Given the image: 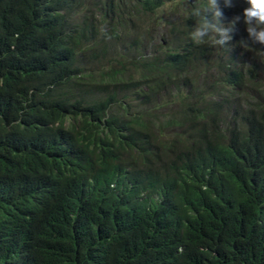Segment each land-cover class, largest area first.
Wrapping results in <instances>:
<instances>
[{
    "label": "trees",
    "instance_id": "1",
    "mask_svg": "<svg viewBox=\"0 0 264 264\" xmlns=\"http://www.w3.org/2000/svg\"><path fill=\"white\" fill-rule=\"evenodd\" d=\"M203 6L0 0V264H264L257 44L243 71L213 59L242 76L230 102L208 95L204 48L143 42L158 23L181 40Z\"/></svg>",
    "mask_w": 264,
    "mask_h": 264
},
{
    "label": "clouds",
    "instance_id": "2",
    "mask_svg": "<svg viewBox=\"0 0 264 264\" xmlns=\"http://www.w3.org/2000/svg\"><path fill=\"white\" fill-rule=\"evenodd\" d=\"M232 2L233 0H206V6H203L202 9L196 8L193 10L192 15L198 18H194L191 22H188L187 28L181 34V39L188 34L191 37V40L187 42L185 46L186 48L191 49L196 43H199L196 54L200 53L201 50H199V48H204V54L199 64L201 70L206 71L205 74L207 75V78L205 81L210 80L213 76H215L216 83L219 85L217 89H211L212 84L208 82L205 83L204 81L205 86L210 88V93L208 95L212 97V100H214V92L219 95L224 93L232 95L238 91L237 87H240L241 85L242 76L238 83L226 76L220 75L217 77L218 73L216 69L218 68L213 66H219L217 62L213 61V59L218 56L219 59L224 57V59L226 58L229 60L231 68H235L240 71L245 69L244 66L239 68L232 66L228 57V45L232 42H235L234 44H236V41H233L234 34L237 22L240 21L241 18L246 24V31L248 33V37L246 39H242L241 44L245 48H251L256 44L264 45V0H246L247 6L243 9V16L241 17L240 14H237L231 20L229 18L228 21L225 22L223 20V16L228 12L229 6L232 5ZM205 12H208L206 13V16L204 15ZM210 34H215V39L212 41L215 46L207 50L206 46L210 44H208L206 37ZM249 41L251 43H249ZM220 51L223 52L221 53ZM236 53L237 47L234 50V54ZM227 100L235 102L232 98H228ZM171 101L172 100H170L169 103H165L164 107L168 108L172 105L174 107H170L171 111H179L180 108L176 107L178 106V103H173ZM221 113H223V109L220 110V114ZM32 198L37 199L35 196Z\"/></svg>",
    "mask_w": 264,
    "mask_h": 264
},
{
    "label": "rangeland",
    "instance_id": "3",
    "mask_svg": "<svg viewBox=\"0 0 264 264\" xmlns=\"http://www.w3.org/2000/svg\"><path fill=\"white\" fill-rule=\"evenodd\" d=\"M171 10V9H169ZM183 14L184 10L181 11ZM235 16V10L234 8L230 10V20ZM166 20H169L170 17L167 16L165 18ZM229 20V21H230ZM143 25H146L145 21L143 22ZM150 26V25H149ZM147 27V31L144 29V33L145 35L148 37V39H146L143 36V42L145 45V48L147 51L151 52V55L154 56L157 53L158 49L161 50H167V49H174L177 48L180 51H183L184 47L186 46L187 42H189L191 40L190 35H186L184 37H182L181 40L178 41H167L170 38V29H171V24H163L162 27L160 28L159 23L156 27H153L150 29V27ZM243 31L246 30V25H243L242 27ZM245 32V31H244ZM207 38V41L210 45H207L206 48L207 50H209L210 48L214 47L215 44L212 43V41L215 39V34H210ZM155 39V40H153ZM235 42H232L228 45V51H229V59L231 61V65L235 66V67H241L244 66L245 68L250 64V60L247 59L248 56V51L247 49L241 44V41L236 42V44H234ZM198 45L199 43H196L194 45L193 49L195 52L198 50ZM237 47V53L234 54V50ZM221 53L223 51H220ZM253 56L255 58V60L260 63L261 62V58L262 56L264 57V45H259L257 44V48L255 49V51H253ZM211 83V89H217L219 87V85L216 83V77L213 76V78H211L210 80H206L205 83ZM237 92L233 93L232 95H230L229 93H224V94H217L216 92H214V100H218V99H228V98H232V100H235V98H237L239 96V94L241 93V89L240 87H237ZM166 100L168 101L167 103L170 102V100H172V98L170 96H168L167 93V97ZM233 105V104H232ZM170 107H174V106H170Z\"/></svg>",
    "mask_w": 264,
    "mask_h": 264
}]
</instances>
